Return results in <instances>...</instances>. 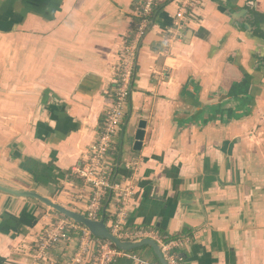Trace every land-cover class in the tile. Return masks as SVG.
I'll use <instances>...</instances> for the list:
<instances>
[{
	"label": "crops",
	"instance_id": "0c3cea01",
	"mask_svg": "<svg viewBox=\"0 0 264 264\" xmlns=\"http://www.w3.org/2000/svg\"><path fill=\"white\" fill-rule=\"evenodd\" d=\"M143 2L0 0V185L86 213L74 172L98 137ZM177 9L157 0L109 155L134 183L127 226L184 239L186 264H264V0H204L169 48ZM120 206L103 204L108 228ZM61 217L0 192V264H35L44 228ZM78 244L73 235L49 259L61 264ZM127 253L136 259L114 264H160L153 250Z\"/></svg>",
	"mask_w": 264,
	"mask_h": 264
},
{
	"label": "built area",
	"instance_id": "2783aa9c",
	"mask_svg": "<svg viewBox=\"0 0 264 264\" xmlns=\"http://www.w3.org/2000/svg\"><path fill=\"white\" fill-rule=\"evenodd\" d=\"M203 2L204 0H178V9L173 25L166 30L165 43L169 48L184 38L189 20L199 16V9L203 6ZM156 6L157 0H144L140 9L136 34L122 52L119 73L116 78L117 88L110 100L98 137L89 148L86 163L74 172L84 183V190L74 197V201L85 205L86 213L84 215L87 218L101 221L103 219V204L113 197L121 206L117 219L108 228L112 235L123 242L135 243L146 239L153 240L160 246L167 264H186L177 252L179 248L185 246L184 239L163 238L145 228L134 229L127 226L128 213L125 210L130 206L135 196L134 183L120 178L118 164L109 158L124 123L125 112L132 96L139 64L141 44L148 35ZM73 235H79L77 249L61 264H114L123 257L136 259V257L118 249L111 241L95 237L86 227L61 217L55 218L54 222L44 228L32 256L35 264H57L56 261L49 259L50 250L59 244L72 242Z\"/></svg>",
	"mask_w": 264,
	"mask_h": 264
},
{
	"label": "water",
	"instance_id": "95a60500",
	"mask_svg": "<svg viewBox=\"0 0 264 264\" xmlns=\"http://www.w3.org/2000/svg\"><path fill=\"white\" fill-rule=\"evenodd\" d=\"M146 128L147 123L144 121L140 122L138 127L139 131L136 135V139L139 144L143 141ZM0 192L13 197L36 200L42 205L53 210L54 212L64 216L65 218L86 227L95 237L111 241L118 249L124 252L135 251L142 247H150L154 250L160 264H167L160 250V246L153 240L146 239L141 242L135 243L120 241L118 238L111 234L104 220L93 221L87 218L85 215L72 211L60 204H57L52 199L47 198L37 192L15 190L4 187L2 185H0Z\"/></svg>",
	"mask_w": 264,
	"mask_h": 264
},
{
	"label": "rangeland",
	"instance_id": "374dc122",
	"mask_svg": "<svg viewBox=\"0 0 264 264\" xmlns=\"http://www.w3.org/2000/svg\"><path fill=\"white\" fill-rule=\"evenodd\" d=\"M141 250H142V252H144V253H145V252H146V253H147V252L151 253L153 249H152V248H148V247H142ZM153 251H154V250H153ZM145 256H146V255H145ZM145 256H144V257H145Z\"/></svg>",
	"mask_w": 264,
	"mask_h": 264
}]
</instances>
